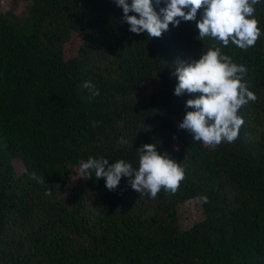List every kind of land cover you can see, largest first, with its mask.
Segmentation results:
<instances>
[{
	"label": "trees",
	"instance_id": "trees-1",
	"mask_svg": "<svg viewBox=\"0 0 264 264\" xmlns=\"http://www.w3.org/2000/svg\"><path fill=\"white\" fill-rule=\"evenodd\" d=\"M254 7L261 37L243 50L197 39L196 21L137 35L115 0H0V264H264V0ZM214 47L246 66L257 99L239 137L210 146L178 127L199 93L176 96L173 73ZM144 144L184 169L175 193L77 179L89 157L138 168Z\"/></svg>",
	"mask_w": 264,
	"mask_h": 264
},
{
	"label": "clouds",
	"instance_id": "clouds-1",
	"mask_svg": "<svg viewBox=\"0 0 264 264\" xmlns=\"http://www.w3.org/2000/svg\"><path fill=\"white\" fill-rule=\"evenodd\" d=\"M123 9L122 22L130 27L129 31L137 35L146 33L150 38L161 37L169 30V25L178 27L182 21H196L199 35L197 39L211 37L227 47L231 41L240 49L247 50L255 46L261 37V29L254 17L257 4L261 0H115ZM165 4L156 11L155 6ZM203 9L202 17L197 21L198 11ZM134 13V14H130ZM138 14V15H136ZM173 75L178 83L175 95L197 94L188 99L183 121L178 127L192 135L193 142L215 146L222 141L234 142L244 125V119L238 111L250 101H256L254 92L242 82L247 73L244 65H237L231 57L222 55L221 48L208 49L200 59L191 62L177 59ZM90 97H98L99 89L95 84L85 81L82 85ZM98 122H93L96 126ZM119 143L127 145L121 138ZM139 154V167L123 159L109 163L103 157H89L79 161L77 179L105 180L109 191L117 190L122 178H128L131 188L151 198H156L163 188L175 193L185 178L184 169L167 153L161 154L156 144H144L136 150ZM31 178L45 184L43 177L35 172Z\"/></svg>",
	"mask_w": 264,
	"mask_h": 264
},
{
	"label": "rangeland",
	"instance_id": "rangeland-1",
	"mask_svg": "<svg viewBox=\"0 0 264 264\" xmlns=\"http://www.w3.org/2000/svg\"><path fill=\"white\" fill-rule=\"evenodd\" d=\"M188 219L187 218H181V224L183 227L187 226Z\"/></svg>",
	"mask_w": 264,
	"mask_h": 264
}]
</instances>
